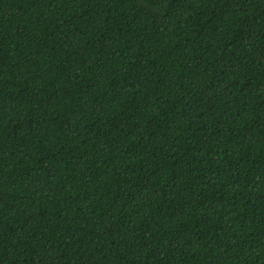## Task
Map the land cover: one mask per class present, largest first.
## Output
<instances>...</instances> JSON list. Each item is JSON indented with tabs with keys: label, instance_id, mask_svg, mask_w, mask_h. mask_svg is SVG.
<instances>
[{
	"label": "trees",
	"instance_id": "1",
	"mask_svg": "<svg viewBox=\"0 0 264 264\" xmlns=\"http://www.w3.org/2000/svg\"><path fill=\"white\" fill-rule=\"evenodd\" d=\"M0 264H264V0H0Z\"/></svg>",
	"mask_w": 264,
	"mask_h": 264
}]
</instances>
